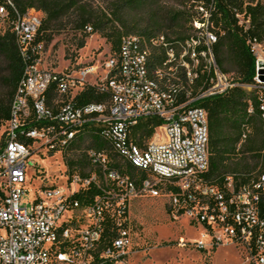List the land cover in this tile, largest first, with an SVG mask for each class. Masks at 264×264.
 I'll return each instance as SVG.
<instances>
[{
    "label": "built area",
    "instance_id": "1",
    "mask_svg": "<svg viewBox=\"0 0 264 264\" xmlns=\"http://www.w3.org/2000/svg\"><path fill=\"white\" fill-rule=\"evenodd\" d=\"M8 5L11 6L9 2ZM198 10H204L200 32L206 45L212 47L217 40L209 29L210 14L203 7ZM235 17L244 33H248L247 17ZM41 19V13L29 10L25 15H16L9 25L7 10L0 6V34L10 28L24 65L0 148V264H93L99 245L102 263L116 264L131 246V237L125 238V230L131 225L129 210L131 203L141 197L166 198L174 218L189 212L190 223L202 228L201 240L196 242L198 248L232 247L241 264H264V186H259V179L254 177L249 188H235L233 181L219 188L201 180L202 164L209 158L208 122L203 108H186L191 89H171L169 79L162 81L166 96L150 97L147 84L158 79L153 73V82H145L143 66H149V61L134 63L130 43L134 37H129L122 39L117 59L107 63V76L101 84L92 85L107 100L76 104V97L87 87V77L95 73L93 67L79 77L42 68L46 48L36 40ZM246 40L256 70L249 85L261 88L260 98L264 101V53L255 50L253 38L248 36ZM156 42L167 49L163 38ZM166 57V64H177L172 50L167 51ZM169 73L171 78L176 77V73ZM222 80L224 91L205 98L233 87ZM211 86L210 78L208 87ZM108 103L117 105L115 116L107 121L116 131L119 151L132 152L133 161H141L142 170L138 172L143 177L137 178L139 189H132V183L125 182L120 169L110 167V158L107 163H100V154H95L94 147L88 152L79 151L88 160L89 168L66 174L64 189L42 185L33 191L27 189L31 156L64 157L83 148L86 139L93 143L95 138L96 143L108 139L93 134L92 121V112L106 115ZM142 117L163 121L164 141L155 139L152 148L137 153L125 133L127 123L137 125ZM248 134L249 130L243 139ZM171 160L181 165V172L164 169L163 161ZM191 161H198L199 168H192ZM95 164L108 168L106 192L98 190ZM93 186L98 193L92 204L81 206L72 200ZM29 195L31 201L25 203ZM107 236L110 241L103 246Z\"/></svg>",
    "mask_w": 264,
    "mask_h": 264
},
{
    "label": "trees",
    "instance_id": "2",
    "mask_svg": "<svg viewBox=\"0 0 264 264\" xmlns=\"http://www.w3.org/2000/svg\"><path fill=\"white\" fill-rule=\"evenodd\" d=\"M0 6L7 10L9 25L15 21L16 15H25L29 10L41 13V26L36 40L42 42L45 48L54 37L72 34L81 36L77 47L81 50L85 48L86 39L98 35L110 44L112 53L117 57L123 38L138 37L149 51L151 75L162 68L168 58V50H172L176 57L179 56L187 40L198 32L194 23L203 22L204 10H198V7H203L210 14L209 29L216 35L217 42L212 49L218 71L229 75L238 69L241 71V79L227 92L201 99L196 105L206 111L208 118L209 166L202 180L223 188L226 179L231 178L235 188H239L248 184L259 172L263 164L261 152L264 150L261 122L253 93L246 92L242 86L252 83L256 71L255 58L250 54L247 37L264 44V0H0ZM236 14H243L249 19L251 29L248 33H244L239 26ZM159 38H163L167 49L153 46V41ZM229 61L232 63L228 64ZM23 66L15 36L8 28L0 34V129L6 128L10 120L11 106L23 75ZM169 79L172 82L175 80L166 77L164 81ZM49 100L52 104L54 96ZM105 100L107 96L95 87L87 86L76 97L75 103L92 104ZM251 104L255 107L254 112L248 114ZM162 125L163 121L155 117L140 119L131 131L133 142L137 147H143L146 141L153 138L155 129ZM248 130L250 134L243 139ZM94 141L90 148L106 149L102 143H96L97 138ZM109 158L112 168L120 169L124 177H129L135 188L139 189L137 178L143 177V174L115 154L109 152ZM67 165L70 174L89 168L84 154L69 160ZM98 190L106 192L109 189L102 186ZM97 193V188L93 186L74 195L72 200L87 206L94 202ZM109 241L107 236L103 246H107ZM100 254L101 245L93 264H114L102 263Z\"/></svg>",
    "mask_w": 264,
    "mask_h": 264
},
{
    "label": "rangeland",
    "instance_id": "3",
    "mask_svg": "<svg viewBox=\"0 0 264 264\" xmlns=\"http://www.w3.org/2000/svg\"><path fill=\"white\" fill-rule=\"evenodd\" d=\"M195 30L197 29L195 28ZM80 39V35L72 34H61L54 37L46 47L42 68L55 73H70L74 77H79V74L84 70L93 67L95 73L87 77L86 85L90 87L99 85L107 76V63L117 58L112 53L110 44L98 35L90 36L85 40V48L78 50ZM195 41L198 43L195 49L196 53L204 55L199 56L194 62L190 56L193 51L191 45ZM250 54L252 55L251 52ZM231 57L233 58V55ZM177 58L181 61V66L176 69V81L183 91L187 89L200 91L206 82H209V78L214 73L213 69L215 67L217 69L213 49L206 45L200 31L187 40ZM212 59L213 61H211ZM184 61H189L190 65L183 64ZM231 63L228 62V64ZM233 63L235 62L233 61ZM233 71L224 76L230 85L236 86V83L241 79V71L238 69ZM190 72L192 73L191 77H189ZM206 72L207 75L204 76ZM242 88L246 92H250L249 86H242ZM158 133L163 137L162 129H159ZM4 137L5 128L2 127L0 129V148ZM151 142L154 140L151 139ZM92 146V140L86 139L83 141V148L64 157H61L60 154L31 156L28 160L30 167L27 189L33 191L40 188L41 185L64 189L66 174H70L68 161L76 158L79 151L81 153L88 152ZM28 201H31L30 195L24 199L25 203ZM28 207L31 208V205ZM129 213L131 246L122 261L116 264H241L240 257L232 247L198 248L196 242L201 240L202 228L197 224L190 223L186 217L174 218L166 198L141 197L131 203ZM205 240L208 241V239Z\"/></svg>",
    "mask_w": 264,
    "mask_h": 264
},
{
    "label": "bare ground",
    "instance_id": "4",
    "mask_svg": "<svg viewBox=\"0 0 264 264\" xmlns=\"http://www.w3.org/2000/svg\"><path fill=\"white\" fill-rule=\"evenodd\" d=\"M248 24H249V19H248ZM194 26L198 31L201 30L200 23L199 24L194 23ZM249 27H250V24H249ZM123 39H129V37H125ZM143 42H141L138 37L137 38L134 37V41L130 42L131 43V51H132L133 58H134V63H136L137 65L138 64H144L145 61H149V59H150V58H148L149 57V51L144 46L145 43L143 44ZM121 43H122V41H121ZM254 44H255V50L256 51H258V52L262 51L264 53V46L262 43H259L256 39H254ZM154 45H155V47L158 46V42L153 41V46ZM197 45H198V43H196V41L193 42L191 45L192 49H193V51H191V56H190L192 61L197 60L196 56L198 54L196 53V50H195ZM122 47H123V43L121 45V48ZM180 57H181V55H180ZM211 61H213V59ZM180 62L181 61H179L178 58H177V64H171L170 65V63L166 64V61H165V63H163V66L161 69H158L156 71L154 70L155 71V72H153L154 73V79H158V80H155L154 83H148L147 84V89L149 91L150 97H154V96L163 97V96L167 95L166 84H164L162 81H164V79L166 77H170L169 71L172 73H177L176 69L181 66ZM184 63L188 66L190 65L189 61H184L183 64ZM151 68H152V66H151ZM212 72H214L213 76L211 77V79H212V86L211 87L212 88H209L208 82H206V84L200 89V91L197 92V91L191 90L189 97L186 98V100H185L186 108H193L194 106L197 105V103L199 101H201V99L205 98L206 95H212V93L213 94L222 93L224 91L222 78H224V82L227 85H229V86L232 85V84L230 85L228 83V81H227L228 79L223 74H221V72H219L216 69V67L213 69ZM142 73H143V79L145 80V82H153V75H151V73L149 72V66H143V72ZM191 75H192V73L190 72V77H191ZM176 78L177 77L172 78V79H175V80H173V82H172V80H170V88L171 89H181L179 87L177 81H176ZM166 81H169V80H166ZM214 83H216V84H214ZM233 87H235V86L233 85ZM233 87H231V88H233ZM249 90L254 95L253 101L256 103L257 114H258V117H259L260 122H261V132L263 133V138H264V101H262V98H260L261 88H256V86H250L249 85ZM249 107H250V111L252 114L254 112L255 107L253 104H251ZM116 112H117V105L114 103H108L107 104L106 115H104L103 112H92L93 134L98 135V136H107L108 137V139H102V144L106 147V149L97 150L94 148V152H95V154H100V163H107V160H109V152H110L112 154H115L124 163H127L131 167L140 171V170H142L141 161L140 162L139 161H133V153L132 152H127L126 150L119 151L120 150V142H119V139H117L116 131H113V126H111V123H108V121H107V118L108 117H114ZM144 118H151V117H142V119H144ZM206 118H207V113H206ZM207 122H208V118H207ZM101 123H108V124H101ZM135 126H137L136 122L127 123V133H125L126 140H128V142H132V147L135 151H137V153L146 152V148H152L154 145V142H151V139H150L149 141H146L144 143L143 147H140V148L137 147L135 145V143L133 142L132 136H131V131ZM159 129L163 130V125L155 129V132L153 134L154 136L152 139L153 140L156 139L157 141H164V135L162 134L163 137H161V135H159V133H158ZM261 163H263V164L261 165L259 172L255 175L254 178L259 179V186H264V178H261V172L264 171V150L261 152ZM191 165H192V168H199L198 161H191ZM202 165H203V171L201 172V180H202V175L208 170V166H209L208 162H203ZM163 166H164V169L169 173L181 172V165L179 163H176L174 160L163 161ZM110 167H112V166L110 165ZM95 168H96V183H97L98 187L103 186V187L109 189L108 176H107L108 175V168L107 167H100L99 164H95ZM226 180H227L226 182H232L233 181L231 178H227ZM125 182L132 183V189H136L133 182L130 181L129 177H125ZM242 187L243 188H249L250 182L248 184L242 186ZM181 217H186L187 219H189V212H182ZM126 237H131L130 229L125 230V238Z\"/></svg>",
    "mask_w": 264,
    "mask_h": 264
}]
</instances>
